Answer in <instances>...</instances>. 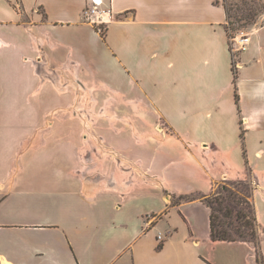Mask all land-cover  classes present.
<instances>
[{
  "label": "crops",
  "instance_id": "1",
  "mask_svg": "<svg viewBox=\"0 0 264 264\" xmlns=\"http://www.w3.org/2000/svg\"><path fill=\"white\" fill-rule=\"evenodd\" d=\"M90 2L0 0V264H258L210 237L227 182L264 262V9L233 53L225 0Z\"/></svg>",
  "mask_w": 264,
  "mask_h": 264
},
{
  "label": "trees",
  "instance_id": "2",
  "mask_svg": "<svg viewBox=\"0 0 264 264\" xmlns=\"http://www.w3.org/2000/svg\"><path fill=\"white\" fill-rule=\"evenodd\" d=\"M228 14V13H227ZM229 20L227 23V31L229 33ZM103 35V34H102ZM234 76L236 78V72L234 71ZM224 194H222V192ZM221 191L211 195V199L206 198L204 201L210 209V237L214 241H239L247 240L253 242L257 249V262L258 264H264L263 258L258 251L259 249V239L257 232V222L255 213L253 212L252 220L255 225L247 220V215L240 210L235 211L226 205L227 201L233 202L235 205L239 204L241 201H237V196L226 186L221 187ZM241 198V197H240ZM180 201H189L195 199L194 196H180L177 198ZM237 221V224H233L232 219ZM245 228V230H241ZM249 240H248V239Z\"/></svg>",
  "mask_w": 264,
  "mask_h": 264
},
{
  "label": "rangeland",
  "instance_id": "3",
  "mask_svg": "<svg viewBox=\"0 0 264 264\" xmlns=\"http://www.w3.org/2000/svg\"><path fill=\"white\" fill-rule=\"evenodd\" d=\"M225 6L228 13V20L230 22V34H232L233 31L237 30H243L246 32L250 31L253 25L257 23L258 17L264 9V5L261 0H225ZM69 91H71V94H77L72 88ZM118 122H120V120ZM91 125H93L92 122ZM222 186H226L227 188H229L237 196L238 199L236 200L241 201L237 205H235L233 202L227 201L226 205L229 206V208H231L232 210H234V213L237 210H240L245 213L247 215V220L251 223V225L254 226L255 222L252 220L254 211L249 199L247 198V195L249 193V186L242 182H227L224 184H218L215 187L213 194L220 192ZM222 194L224 193L222 192ZM210 197L211 195L208 198L211 199ZM174 201H178V199H175ZM232 222L234 225L237 224V221L234 218L232 219ZM241 230L244 231L245 228H241Z\"/></svg>",
  "mask_w": 264,
  "mask_h": 264
},
{
  "label": "built area",
  "instance_id": "4",
  "mask_svg": "<svg viewBox=\"0 0 264 264\" xmlns=\"http://www.w3.org/2000/svg\"><path fill=\"white\" fill-rule=\"evenodd\" d=\"M113 18L110 6H104L103 0H91L82 11L83 22L92 25L101 35L105 32L108 22ZM248 32L243 30L229 33V45L233 53L242 51L248 45ZM161 239V236H158Z\"/></svg>",
  "mask_w": 264,
  "mask_h": 264
}]
</instances>
